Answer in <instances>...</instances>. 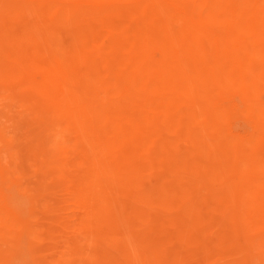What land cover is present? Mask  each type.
<instances>
[{"label": "bare ground", "instance_id": "1", "mask_svg": "<svg viewBox=\"0 0 264 264\" xmlns=\"http://www.w3.org/2000/svg\"><path fill=\"white\" fill-rule=\"evenodd\" d=\"M250 1L254 5L248 13L240 8L247 0H219L223 11L214 12L218 9L215 2L211 6L214 10L207 14L177 0H132L133 7L149 15L158 11L178 18L180 35L176 34L178 39L171 36L174 29L169 22L159 27L154 25L156 22L150 23L149 40L156 45L153 58L134 51L120 64L125 71L115 70V59L106 58L105 65L93 60L87 41L77 39L78 44L75 41L63 48L66 25L61 23L55 24L60 28L44 27L34 35L36 41L37 36L45 37L52 66L40 95L54 104L59 116L71 119L90 144L93 185L88 197L98 202L92 206L89 200L85 204L92 209L91 221L106 219L114 225L126 219L125 224L136 235L134 222L148 227L151 212L169 203L173 192H179L181 202L175 205L179 214L161 215L169 218L177 233L168 234L167 243L156 240L155 246L148 247L161 264H178L186 245L195 250L196 256L206 253V262L214 259L212 264H264V0ZM36 2L32 4L33 21L40 19ZM95 2L100 5L98 0ZM5 26L0 27L4 30L0 37V70L28 76L31 63L7 38L13 30ZM78 47L95 68L97 83L100 81L114 94L111 99L109 91V96L104 94L106 88L95 86L93 77L90 80L73 71L77 62L74 49ZM163 161L165 165L156 175V163ZM158 179H169L172 186L156 185ZM4 182L0 181V202L5 210L19 217L36 210L32 194L27 195L15 185L5 187ZM114 189L120 195L113 194ZM131 194L134 196L129 203H119L125 212L122 217V210H116L113 203L117 205L120 198ZM204 222L210 225L203 227ZM127 235L131 236L130 232ZM144 242L139 239L141 246ZM139 250L132 248L136 253ZM20 252L22 256L26 253ZM114 254L112 258L105 256L119 259ZM25 256L28 260L29 255ZM108 259L102 257L99 262L107 264Z\"/></svg>", "mask_w": 264, "mask_h": 264}, {"label": "rangeland", "instance_id": "2", "mask_svg": "<svg viewBox=\"0 0 264 264\" xmlns=\"http://www.w3.org/2000/svg\"><path fill=\"white\" fill-rule=\"evenodd\" d=\"M33 1H38L35 5L40 8V15L38 16L40 19L34 21L31 20L34 18L31 14L35 13L32 7ZM98 1L100 2L99 6L95 0H46L44 2L43 0H0V27L3 28L6 24L5 27L9 28L10 32L13 30L10 36L7 35V38H10L17 49L24 53L26 59L22 56L23 59L34 66L28 63L32 68V72L29 69L28 76L18 72L15 75L14 70L10 71V69L0 70V158L3 160L1 162L0 159V169L3 171L4 164L7 165L5 168L7 171H3L6 174H1L3 172L0 170V175L3 176V181L5 180V187L15 185L27 195L32 194L36 198V210L27 212V217L23 215V219L21 218L22 215L19 217L16 213L5 210L2 202H0V264H11L16 260L18 262L16 261L14 264H39V262L40 264H100L99 261L102 260V257L103 260L105 255L112 258L114 253V256H119V259L115 257L114 259L117 260L115 261L105 256V260L109 258L108 260L111 261H107V264H118L119 260L120 264H127L131 261L132 256L134 260L138 255L140 257H137L136 261H131L132 264H161L157 260L158 258L151 251H148V247L155 246L156 240L161 244L167 243L168 234L175 235L177 233L169 218L161 215L165 213L169 215L179 214L175 209V205L181 202L178 197L179 194L177 195L179 192H173V195L169 196V203H166V206L158 207L156 211L151 212L150 220L152 221L148 227L139 225L140 222L138 223V221L134 222L136 227L133 232L136 235L125 224V222L127 223L126 219V221L119 219L114 225L106 223V219L96 222L93 218L91 221L92 209H88L85 204H88L89 200L92 206L98 202L92 197V199L88 197L93 185L92 170H90L92 169L93 156L90 144L84 138L85 136L80 135L71 119L59 116L54 104L50 103L43 94L40 95V89L52 68L48 59L49 49L45 37L40 35L37 36L39 40L34 39V35L41 28L51 27L54 29L53 27L57 23L58 25H66L64 37L61 40L63 48H67V44L72 45L75 41L78 44L77 39H81L83 42L87 41L95 56L93 60L101 61L105 65L107 63L105 62L106 58L108 61L115 59L118 62L115 66L116 71H125L126 69L120 65L124 64L123 59H128L139 50L147 57L153 58L156 45L155 47L152 45V38L148 32V26L152 25L150 23L156 22L154 25L159 27L162 23L167 22L168 24L169 22L170 28L174 29L173 32H170L171 36L179 38L178 18L172 19L164 13H158V11L149 15L150 13H146L144 9L133 7L131 5L132 0ZM177 1L198 13L205 12L207 14L210 13V10H214L213 7L211 9V6L215 2L217 6L219 4V0ZM247 1L241 3L240 8L248 13L254 2ZM220 9L222 7L219 5L214 12L216 13ZM220 11L222 12L223 9ZM140 24L144 25L142 28H137ZM1 28L0 37L4 32ZM55 28L60 27L56 26ZM145 28L146 30H144ZM57 35L55 34V36ZM81 50L80 47L74 49L77 62L75 63L76 66H73V71L90 80L93 77L94 81L97 72L83 57ZM56 52L59 53L58 48ZM188 65L190 64L185 63V67L190 69ZM89 73H91V77L88 76ZM92 74L94 75L92 76ZM97 80H95V86L99 89L106 88V92L103 90V93L105 92L106 95L110 92L108 99H111V95H114L112 91L107 90V87L100 81L97 83ZM2 138L4 139L3 142ZM164 165V161L156 163L155 167L159 169V171L154 170L156 175H159L163 169L159 167ZM7 167L9 168L7 169ZM2 179L0 177V181ZM170 181L169 179H158L155 183L167 188L171 185ZM113 194L120 195L115 189ZM1 195L2 193L0 198ZM132 195L120 198L121 200H118L117 205L113 203L117 206L116 210H122L124 201L126 204L129 203L134 196ZM94 198L96 197L94 196ZM120 201L123 204L119 205ZM89 210L90 214L87 215ZM119 212H121L122 217H125V214L123 216L124 210ZM121 225L124 227L122 228ZM209 225L208 222H204L202 226L208 227ZM119 229H125V232ZM117 230L125 233L124 237L121 233L120 236ZM128 230L130 235L132 233L133 238L127 235V233L129 234ZM113 233H116L120 238ZM110 236L115 238L109 239ZM128 236L131 237V240ZM135 237L136 239H134ZM139 239L141 243L142 239H145L143 246L139 244ZM173 242L178 243V240L173 239ZM19 243L23 245L21 246ZM123 246H132L133 251L140 250L139 253H136L137 251L133 252L132 248L128 247L125 248L127 251L125 249L122 251ZM136 246L138 248L134 249ZM182 250L180 257L182 259L178 264H212L214 262V259L206 262V253L200 252L196 256L195 250L189 249L188 245ZM17 251L18 253L26 251L27 254L24 253L23 258L20 252L18 258ZM107 251L109 252L106 253ZM144 251L146 254L143 253ZM127 254L130 256V261L128 257V261L125 258ZM25 255H29L27 256L28 260L25 259ZM29 260H31L30 263L27 262ZM145 260L147 261L145 262ZM121 261L123 262L121 263Z\"/></svg>", "mask_w": 264, "mask_h": 264}]
</instances>
